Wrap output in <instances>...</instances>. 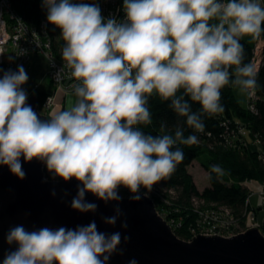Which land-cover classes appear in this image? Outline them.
Segmentation results:
<instances>
[{
	"label": "clouds",
	"instance_id": "obj_1",
	"mask_svg": "<svg viewBox=\"0 0 264 264\" xmlns=\"http://www.w3.org/2000/svg\"><path fill=\"white\" fill-rule=\"evenodd\" d=\"M47 22L64 41L62 59L77 83L75 102L40 119L29 106L21 85L28 76L23 66L0 78V166L25 179L23 162L44 164L53 178L78 182L71 208L95 212L98 205L85 199L91 193L101 201H118V189L147 197L184 159L181 144L198 143L196 135L153 137L135 130L150 124L147 97L157 93L167 100L183 89L201 105L200 114L224 111L220 90L231 83L252 96L258 87V69L243 64V36L258 39L264 28L262 0H123L125 18L106 21L95 3L42 0ZM215 21V23H210ZM235 66V78L229 68ZM172 108L196 132L205 125L181 98ZM212 172L222 174L217 165ZM55 195V190L52 191ZM117 215L105 218L115 225ZM127 222L121 224L127 228ZM124 241L129 240L125 236ZM14 251L2 264H108L121 243V233L99 231L93 220L75 228L22 225L6 236ZM122 254V250L120 251ZM128 264H136L130 260Z\"/></svg>",
	"mask_w": 264,
	"mask_h": 264
},
{
	"label": "trees",
	"instance_id": "obj_2",
	"mask_svg": "<svg viewBox=\"0 0 264 264\" xmlns=\"http://www.w3.org/2000/svg\"><path fill=\"white\" fill-rule=\"evenodd\" d=\"M97 1L79 0L78 2L97 4ZM9 2L11 9L27 24L36 26L47 19V9L42 0H9ZM261 27L264 28V22ZM57 29L56 26L48 23L54 53L56 57L62 59V49L58 50V44L63 48L64 41L55 40ZM258 39L264 41V33ZM256 41L255 38L253 42L240 38L239 42L244 49L243 64L252 63ZM234 69L235 66L229 68V72L233 74L231 79L235 78ZM257 83L256 99L253 101L246 94L249 103L245 108L239 105L233 93L237 87L231 83L223 87L220 90V103L224 111L214 115L200 114L199 102L192 101L189 95H185L183 89L176 93V97L167 100L155 92L147 97L146 107L150 113L151 123L135 125V130L153 137L171 135L175 138V132L179 129L185 138L188 135L198 137V143L193 144H181L177 141L172 150L179 148L183 151V161L177 164L170 177L155 184L147 195L154 201L156 210L171 226L174 234L182 240H189L190 231L197 229L200 220L197 212H205L211 206L229 210L234 228L246 227L247 214L250 211L249 206L246 205L249 183L264 186V48L258 68ZM21 88L25 91L24 84ZM50 92L38 93V102ZM181 97L182 102L189 104L190 114L200 115L205 125L204 132H196L189 128L186 124L187 118L180 116L172 108V99ZM194 161H197L208 174L209 185L202 191L197 189L188 172V167ZM213 165L219 166L222 174L212 172ZM44 172L49 180H60L53 178L45 167ZM119 192L121 196L134 195L123 187L119 188ZM144 193L145 189L141 188L139 194ZM193 200L199 203L194 206ZM259 229L264 235V225L259 224Z\"/></svg>",
	"mask_w": 264,
	"mask_h": 264
},
{
	"label": "water",
	"instance_id": "obj_3",
	"mask_svg": "<svg viewBox=\"0 0 264 264\" xmlns=\"http://www.w3.org/2000/svg\"><path fill=\"white\" fill-rule=\"evenodd\" d=\"M26 103L44 120L49 118L39 111L37 95ZM25 179L19 180L7 166H0V264L16 245H9V230L22 225L26 230L41 227L75 228L93 220L99 231L121 233V243L108 264H264V235L258 227L231 237L199 235L182 240L156 210L154 201L141 195L139 201L122 197L118 201H101L91 193L85 199L98 205L95 212L80 213L71 208L78 182L75 180H49L40 161L23 162ZM55 190V195L52 191ZM115 225H108L105 218L117 215ZM126 221L127 228L121 224ZM128 236L129 240L124 241ZM122 250V254L120 251Z\"/></svg>",
	"mask_w": 264,
	"mask_h": 264
},
{
	"label": "built area",
	"instance_id": "obj_4",
	"mask_svg": "<svg viewBox=\"0 0 264 264\" xmlns=\"http://www.w3.org/2000/svg\"><path fill=\"white\" fill-rule=\"evenodd\" d=\"M97 5L105 21L108 18H115L118 22L124 20L123 0H98ZM35 54L45 56L48 61V76L52 90L50 94L39 102V111L50 117V114L54 110L58 108L59 110L66 109L67 106H70L69 98L71 96L75 98L74 94H72V86L77 81L71 77V70L66 66V62L56 57L53 41L45 20H42L36 26L27 24L22 17L11 9L9 0H0V78L6 72H16L19 66L25 67L31 56ZM259 55H262V49L255 47L252 64L257 69L262 60V58L258 57ZM26 94L29 99L31 95L29 93ZM248 98L255 101L256 93L248 96ZM75 99L71 105L74 104ZM253 185V182L249 183V187H253ZM260 195L262 197L261 203L263 204L264 186L260 189ZM248 200L246 201L247 206ZM198 203V201L193 200L194 206ZM200 216L201 218H205L206 222L202 225L201 229H198L202 232L199 235L231 237L243 233L251 227L259 228V224L252 211H248L246 227L241 228L239 226L233 227V218L230 216L229 210L226 209L219 208L210 214L201 212Z\"/></svg>",
	"mask_w": 264,
	"mask_h": 264
},
{
	"label": "rangeland",
	"instance_id": "obj_5",
	"mask_svg": "<svg viewBox=\"0 0 264 264\" xmlns=\"http://www.w3.org/2000/svg\"><path fill=\"white\" fill-rule=\"evenodd\" d=\"M78 1L79 0H73V2H78ZM45 22L47 23V26H48L47 19H45ZM61 39H63V38L60 34V30L57 29L56 34H55V40H57V42H58ZM61 49H62L61 45L58 44V50H61ZM24 69H25L27 76H28L27 82L24 83V89H25L26 93H30V95H36L38 93H47V92L51 91L52 85L50 83V78L48 76V70H49L48 69V61H47L45 56L38 55L37 58H33L24 67ZM57 98H58V96L56 97V100H57ZM246 101L248 104L247 98H246ZM57 110H59V108ZM188 172L191 174L193 181H194V183H195V185L199 191H202L206 186L209 185L208 178H207L208 174L203 170V168L200 166V164L197 163V161H194L193 163H191V165L188 167ZM260 189H261V187L258 188V191H257L259 194H260ZM254 190L255 189H253L252 186L249 188V195H248L246 201L249 199V197L251 196V192ZM118 193L121 196L119 189H118ZM121 197H126V196H121ZM218 208L219 207L211 206V207L207 208L206 211L203 213H209L210 214L211 212L215 211ZM248 210H250L249 207H248ZM197 215L200 217V222L197 223V225L199 227L197 229H194L191 231L189 230L190 231V238L196 236L197 234L202 233L198 229H201L202 225L205 224V222H206L205 218H201L199 212H197Z\"/></svg>",
	"mask_w": 264,
	"mask_h": 264
},
{
	"label": "crops",
	"instance_id": "obj_6",
	"mask_svg": "<svg viewBox=\"0 0 264 264\" xmlns=\"http://www.w3.org/2000/svg\"><path fill=\"white\" fill-rule=\"evenodd\" d=\"M224 1L227 2V0H224ZM262 3H264V0H262ZM210 23H215V21H210ZM243 38L246 39L248 42H253V39H254L252 36H243ZM255 47L261 48L263 51L264 41L262 39H257V41L255 43ZM260 53H261V51H260ZM38 55H40V54L32 55L29 62L33 58H37ZM258 57L262 58V55H259ZM233 93H234L235 98H236L237 102L239 103V105L241 107L245 108L247 105L246 94H242L238 88H235L233 90ZM69 99H70V106H72L71 104L73 103L75 98L73 96H71ZM67 108H68V106H67ZM54 111H57V110H54ZM259 186L262 187V185H259V184L253 185V189H255V190L251 192V196L249 197V200H248V206H249L250 211L255 213V218H256L257 223L264 225V203L263 204L261 203L262 197L257 192L258 188H260Z\"/></svg>",
	"mask_w": 264,
	"mask_h": 264
},
{
	"label": "bare ground",
	"instance_id": "obj_7",
	"mask_svg": "<svg viewBox=\"0 0 264 264\" xmlns=\"http://www.w3.org/2000/svg\"><path fill=\"white\" fill-rule=\"evenodd\" d=\"M36 55V54H35ZM30 94V93H29ZM38 96V94H36Z\"/></svg>",
	"mask_w": 264,
	"mask_h": 264
}]
</instances>
